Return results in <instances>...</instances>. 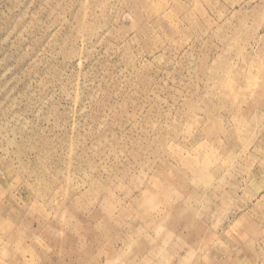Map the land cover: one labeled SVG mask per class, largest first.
Instances as JSON below:
<instances>
[{
  "label": "rangeland",
  "instance_id": "rangeland-1",
  "mask_svg": "<svg viewBox=\"0 0 264 264\" xmlns=\"http://www.w3.org/2000/svg\"><path fill=\"white\" fill-rule=\"evenodd\" d=\"M0 264H264V0H0Z\"/></svg>",
  "mask_w": 264,
  "mask_h": 264
}]
</instances>
